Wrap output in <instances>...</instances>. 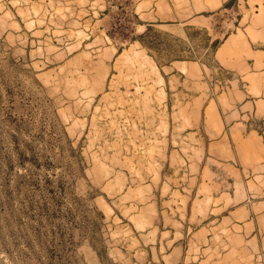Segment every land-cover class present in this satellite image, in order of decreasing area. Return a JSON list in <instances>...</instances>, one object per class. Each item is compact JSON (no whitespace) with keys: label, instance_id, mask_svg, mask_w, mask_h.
<instances>
[{"label":"rangeland","instance_id":"374dc122","mask_svg":"<svg viewBox=\"0 0 264 264\" xmlns=\"http://www.w3.org/2000/svg\"><path fill=\"white\" fill-rule=\"evenodd\" d=\"M0 264H264V0H0Z\"/></svg>","mask_w":264,"mask_h":264},{"label":"bare ground","instance_id":"6f19581e","mask_svg":"<svg viewBox=\"0 0 264 264\" xmlns=\"http://www.w3.org/2000/svg\"><path fill=\"white\" fill-rule=\"evenodd\" d=\"M129 51H130V50H129ZM125 52H126V51H125ZM122 56L125 58V62H126V63L131 62L133 58H136V60L139 59V58L146 59V58H145L146 56H144V55H143L140 51H138V50L131 51V52H127V53H125V54L122 55ZM132 62H133V61H132ZM131 64H132V63H131Z\"/></svg>","mask_w":264,"mask_h":264},{"label":"crops","instance_id":"0c3cea01","mask_svg":"<svg viewBox=\"0 0 264 264\" xmlns=\"http://www.w3.org/2000/svg\"><path fill=\"white\" fill-rule=\"evenodd\" d=\"M249 103H251V106L254 108V107H255V103H256V101H251V100H250V102H247V104H246L247 107L250 106ZM248 108H249V107H248ZM244 126H245V125H244Z\"/></svg>","mask_w":264,"mask_h":264},{"label":"trees","instance_id":"16d2710c","mask_svg":"<svg viewBox=\"0 0 264 264\" xmlns=\"http://www.w3.org/2000/svg\"><path fill=\"white\" fill-rule=\"evenodd\" d=\"M217 44H218V42H215V43H214V45H217Z\"/></svg>","mask_w":264,"mask_h":264}]
</instances>
